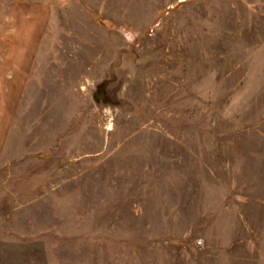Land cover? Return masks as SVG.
I'll list each match as a JSON object with an SVG mask.
<instances>
[{"label":"rangeland","instance_id":"rangeland-1","mask_svg":"<svg viewBox=\"0 0 264 264\" xmlns=\"http://www.w3.org/2000/svg\"><path fill=\"white\" fill-rule=\"evenodd\" d=\"M0 264H264V0H0Z\"/></svg>","mask_w":264,"mask_h":264},{"label":"crops","instance_id":"crops-1","mask_svg":"<svg viewBox=\"0 0 264 264\" xmlns=\"http://www.w3.org/2000/svg\"><path fill=\"white\" fill-rule=\"evenodd\" d=\"M35 32L38 33L39 31L38 30H35ZM20 45H23V44H20ZM28 45L30 46L31 44H28ZM33 46H35V44H33ZM26 47H27V45H26Z\"/></svg>","mask_w":264,"mask_h":264}]
</instances>
